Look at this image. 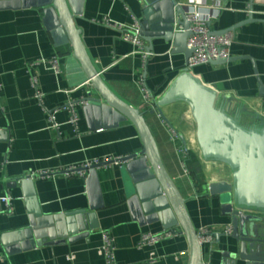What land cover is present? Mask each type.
I'll return each instance as SVG.
<instances>
[{
    "label": "crops",
    "instance_id": "1",
    "mask_svg": "<svg viewBox=\"0 0 264 264\" xmlns=\"http://www.w3.org/2000/svg\"><path fill=\"white\" fill-rule=\"evenodd\" d=\"M200 3L203 0H195ZM224 7L210 29L231 30L229 59L221 65L207 64L190 73L215 93V108L249 129L264 123V0H215ZM84 49L109 89L131 107L145 112L159 155L169 177L174 181L195 231L207 228L212 241L201 244L202 264H221L222 253L233 243L230 218L221 212L218 197L205 194L211 183L232 182L227 166L204 160L196 141V125L183 103L151 114L143 100V90L157 101L184 69L183 54H172L170 44L152 40V50L145 63L136 49L119 39V33L106 27L108 20L131 27L143 19L141 0H68ZM253 11L251 22L246 10ZM212 11L205 10L206 15ZM40 9L34 7L0 10V264H105L101 255L102 232L114 240L117 264H188L190 251L180 227L171 239L153 246L138 247L144 234L164 230L159 222L143 221L127 204L128 198L119 167L97 170L99 196L91 203L96 229L71 243L30 244L16 234L28 228L30 212L42 217L89 209L86 180L61 171L80 167L88 161L124 158L141 150L136 129L128 122L110 119L102 122L84 117L76 104L82 89L69 87L67 56L71 50L50 32ZM143 41V40H142ZM145 48L148 44L143 41ZM57 57L59 73L48 65L27 67L39 60ZM36 79L35 89L30 78ZM35 90L42 96L35 98ZM152 102V108H153ZM73 104L76 123L70 124ZM50 115L58 126L51 128ZM99 125V126H97ZM194 158L191 160V158ZM46 177H32L40 173ZM31 178L22 188L18 179ZM4 181L1 183V181ZM6 184L8 186H6ZM10 197L7 210L2 198ZM72 257L71 260L68 258Z\"/></svg>",
    "mask_w": 264,
    "mask_h": 264
},
{
    "label": "water",
    "instance_id": "2",
    "mask_svg": "<svg viewBox=\"0 0 264 264\" xmlns=\"http://www.w3.org/2000/svg\"><path fill=\"white\" fill-rule=\"evenodd\" d=\"M144 3L140 36L152 50V40L170 44L172 54H183L187 62L193 51L186 42L190 33L185 13L178 0H141ZM34 7L40 9L43 20L49 22L51 35L70 47L67 56V76L71 89H82L81 104L84 117L90 121H128L138 132L141 150L121 159V177L128 198L127 204L147 223L159 222L168 230L180 227L190 251L188 264L201 263V246L197 232L188 216L185 200L162 164L153 133L145 120V112L135 109L119 99L102 80L84 49L81 31L76 28L68 0H0L1 9ZM253 21L248 17V21ZM231 30L214 32L215 35ZM227 61V60H226ZM226 61L217 60L214 65ZM168 90L153 102L155 112L165 120L161 109L175 103L188 106L196 125V141L204 160L227 166L232 172V182L211 183L204 193L218 197L222 214L230 218L232 226L229 250L222 253L221 264H264V123L258 128H245L224 112L215 108V93L202 85L183 69ZM260 94L264 96L261 88ZM99 126V125H97ZM86 171V188L90 203L99 196L97 170ZM4 181L2 180L1 183ZM22 188L30 185L31 178L18 179ZM6 186H8L6 184ZM79 209L52 217H42L36 210L28 218V228L15 236L27 240L25 250L43 244L73 242L85 238L97 227L93 224V211ZM30 243V244H28Z\"/></svg>",
    "mask_w": 264,
    "mask_h": 264
},
{
    "label": "built area",
    "instance_id": "3",
    "mask_svg": "<svg viewBox=\"0 0 264 264\" xmlns=\"http://www.w3.org/2000/svg\"><path fill=\"white\" fill-rule=\"evenodd\" d=\"M177 4L182 7L185 18L188 23V31L190 36L187 39L186 45L187 48L192 50V55L188 58L184 69L190 72L193 68L207 65L217 60H228L229 59V48H231L232 44V36L231 34L224 33L222 35H215L212 29H210V24L212 20H215L221 11L224 10V7L221 5L219 1L215 0H203L200 3H197L195 0H178ZM205 10L212 11L210 15H206ZM247 16H251L254 14L252 9L249 7L246 10ZM260 15L264 16V11L260 12ZM106 27L116 31L119 33V39L123 42L132 45L136 52L140 55L142 62L145 63L149 58L150 53L144 46L142 38L140 36V23L138 21H134L131 27H126L120 25L118 23H113L108 20H105L103 23ZM48 65L49 69H51L54 74L59 73L58 67V59L57 57H52L50 60H39L27 67V71L35 65ZM32 86L35 89L36 79L34 77L30 78ZM1 88V87H0ZM41 94L35 90V98L40 100ZM153 99L148 91L143 90V100L147 107H151ZM73 104L65 107L71 114V118L69 120L70 124H75L77 119L75 113L73 112ZM49 124L51 128L56 129L58 126L53 121V116L50 115ZM122 158H103L101 160H93L88 161L80 167H69L63 169L61 172L66 176L77 174L83 179L86 180V171L94 166L103 165L104 168L107 167H119L121 165ZM122 166V165H121ZM49 174L48 172L40 173L39 175H32V177H46ZM10 197L6 196L2 198V203L5 205L6 209H10ZM225 235L231 234V228L227 227L224 231ZM176 233L173 230H164L162 233L158 234H144L141 236L138 247L145 246H153L163 240L171 239L175 236ZM197 236L199 240V244L201 246L202 243H208L212 241V232L207 228H200L197 231ZM102 247H101V255H103L105 259V264H117L114 259V240L110 236L108 232H102ZM69 260L72 257L68 258Z\"/></svg>",
    "mask_w": 264,
    "mask_h": 264
},
{
    "label": "trees",
    "instance_id": "4",
    "mask_svg": "<svg viewBox=\"0 0 264 264\" xmlns=\"http://www.w3.org/2000/svg\"><path fill=\"white\" fill-rule=\"evenodd\" d=\"M194 159L193 157L191 158V160Z\"/></svg>",
    "mask_w": 264,
    "mask_h": 264
}]
</instances>
